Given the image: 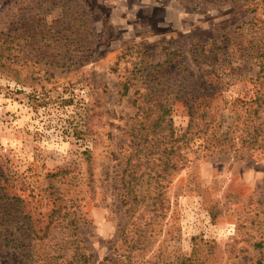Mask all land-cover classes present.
<instances>
[{"label":"rangeland","instance_id":"obj_1","mask_svg":"<svg viewBox=\"0 0 264 264\" xmlns=\"http://www.w3.org/2000/svg\"><path fill=\"white\" fill-rule=\"evenodd\" d=\"M134 130L165 196L146 259L264 264V0H0V264H125Z\"/></svg>","mask_w":264,"mask_h":264},{"label":"trees","instance_id":"obj_2","mask_svg":"<svg viewBox=\"0 0 264 264\" xmlns=\"http://www.w3.org/2000/svg\"><path fill=\"white\" fill-rule=\"evenodd\" d=\"M69 29V28H68ZM133 63V62H132ZM160 66L158 64L155 66L153 70H149V68H144V63L143 61L135 62L134 63V68H133V77L134 79H144L148 83L149 81V87L148 84L145 85V89L147 87V94L144 96L147 97L149 94L154 95H162L163 94H170L174 96L176 100H181L185 103H189V93L192 92L190 91L191 86L184 84L182 85L180 81H176L173 84L169 85H164L161 84L160 79L154 78V72L155 70ZM146 72V73H145ZM174 70L170 71L166 69V66H162V69L160 71L159 78H163L166 74H172ZM190 82V81H188ZM163 85L165 87H163ZM130 79L127 78L122 85V90L123 94H128V91L130 89ZM121 90V91H122ZM192 90V89H191ZM144 94V93H142ZM157 101V100H156ZM167 101L161 102L160 103V110H163V114L157 119V120H152L150 127L154 129L152 132H155L157 129L158 124H161L164 122L165 118V112L167 109L166 108ZM139 109H143V107H139ZM144 110V109H143ZM209 112H203L202 114L205 116ZM193 118L198 117L196 116L197 113H191ZM136 130V128H135ZM134 130V136L131 140L133 144V152L131 153V157L128 158L127 162V177L125 175L122 176L123 181H122V188H123V196L125 197V204L127 205V214L129 216V221H131V227L129 229L124 231V239L123 242L127 244V248L129 249V252L126 255V260L125 264H136L134 259L135 255H137L138 258H142L141 262L138 264H152L156 263V261H153L152 258L146 259L145 253L141 252H150V249H148L149 244L151 243V238L153 235L156 233V229L154 227L155 224L159 223L161 219L164 218L163 213H160L159 209L162 208V206L165 207V196L164 194L158 193L153 189L149 181V177L147 178L145 185L149 184L148 187L143 189L142 185L144 186V178L145 175H148L147 171H141V167L143 164H149V161H153L156 158L151 157L154 156L157 152V149L159 148V145H155L156 143L153 144L154 138L152 136H149V133H146L145 139L143 135H139L136 133ZM145 128H138L137 131H144ZM133 131V130H132ZM145 134V133H143ZM171 138L173 139L174 131L171 129L169 132ZM144 139V140H143ZM225 139H228V136H225ZM143 140V143L141 144V141ZM177 140V139H175ZM145 143L148 145L150 144V147L147 146ZM141 145V146H140ZM155 145V147H153ZM143 151H147L148 153H143ZM89 152V151H88ZM163 154L170 156L174 155L175 150L174 148H171L169 151L167 148H164L162 150ZM90 155L88 154V157ZM151 157L148 160H142L143 158ZM172 157V156H170ZM90 158V157H89ZM160 159V158H158ZM161 160V159H160ZM172 160V159H171ZM170 160L167 161V164L171 168H177V163H173ZM142 183V184H141ZM154 188H156L154 186ZM169 205V204H168ZM167 205V206H168ZM145 208V209H143ZM143 212V213H141ZM147 216V217H146ZM205 244H209L207 241L202 243V246ZM211 252L213 250V246L211 245ZM200 251H201V245H195L193 246L192 250L188 253H182L179 254L176 260L170 261L168 258L165 260L167 264H210L211 261H208V258H205L200 256ZM162 259V256L160 257ZM12 264H21L16 257H14Z\"/></svg>","mask_w":264,"mask_h":264}]
</instances>
